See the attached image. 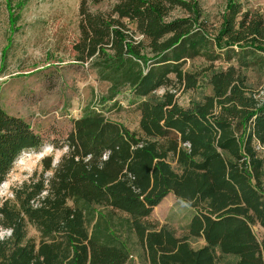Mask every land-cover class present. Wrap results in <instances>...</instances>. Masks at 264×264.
<instances>
[{"label": "trees", "instance_id": "16d2710c", "mask_svg": "<svg viewBox=\"0 0 264 264\" xmlns=\"http://www.w3.org/2000/svg\"><path fill=\"white\" fill-rule=\"evenodd\" d=\"M111 1L105 12L90 9ZM176 9L187 16L167 20ZM199 20L197 0H81L74 60L106 85L101 111L73 119L58 162L45 157L41 178L0 205V228L10 232L0 264H127L132 235L149 264H219L217 253L231 264H264V241L252 230L264 231L256 150L264 151V97L243 74L260 69L264 84V16L228 0L215 34ZM195 59L206 65L185 70ZM202 78L210 93L182 107L178 95ZM124 104L139 115L137 132L103 113ZM41 145L0 107V186L22 152ZM170 194L192 210L181 237L149 222ZM197 238L203 246L192 249Z\"/></svg>", "mask_w": 264, "mask_h": 264}, {"label": "rangeland", "instance_id": "374dc122", "mask_svg": "<svg viewBox=\"0 0 264 264\" xmlns=\"http://www.w3.org/2000/svg\"><path fill=\"white\" fill-rule=\"evenodd\" d=\"M228 0H197L200 20L208 34L217 32ZM244 10L257 11L264 16V0H236ZM81 0H0V107L9 115L21 118L33 132L40 135L42 145L27 150L15 161L4 183L0 186V205L6 200L15 204L14 191L32 185L41 178L42 160L52 158L54 166L65 152L62 141L71 129V121L80 117L85 108L100 110L101 97L106 85L99 83L88 65L76 62L73 45L78 41L79 5ZM108 4L91 7V11L105 12ZM180 9L174 10L167 20L186 17ZM206 65L202 59L187 61L184 69L196 71ZM225 69L226 63L216 64ZM248 85L264 97L262 71L243 70ZM163 93L159 90L157 97ZM210 88L202 78L195 92L178 95V103L186 108L191 100L208 95ZM123 111H104L105 117L116 121L131 132L138 131L139 115L123 105ZM101 111V110H100ZM57 145L58 148H54ZM256 150L264 156V151ZM175 168V164L171 163ZM49 173H43L46 178ZM106 214L102 207H94ZM192 210L179 203L173 195L165 197L153 209L149 222L174 233L184 235V227ZM124 218L118 214L114 217ZM28 239L37 241L39 234L26 225ZM258 241H264V231L252 227ZM10 235L0 228V240ZM192 249L203 246L202 239H189ZM131 255L127 264H149L139 242L132 235L128 239ZM218 256L219 264H231L232 257Z\"/></svg>", "mask_w": 264, "mask_h": 264}]
</instances>
